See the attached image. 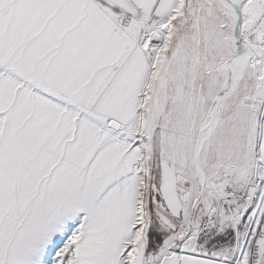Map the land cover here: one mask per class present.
Listing matches in <instances>:
<instances>
[{"label":"snow or ice","instance_id":"obj_1","mask_svg":"<svg viewBox=\"0 0 264 264\" xmlns=\"http://www.w3.org/2000/svg\"><path fill=\"white\" fill-rule=\"evenodd\" d=\"M0 264H264V0H0Z\"/></svg>","mask_w":264,"mask_h":264}]
</instances>
